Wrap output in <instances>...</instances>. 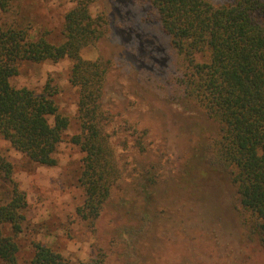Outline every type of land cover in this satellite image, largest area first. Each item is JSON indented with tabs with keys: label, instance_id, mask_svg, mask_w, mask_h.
Returning <instances> with one entry per match:
<instances>
[{
	"label": "rangeland",
	"instance_id": "1",
	"mask_svg": "<svg viewBox=\"0 0 264 264\" xmlns=\"http://www.w3.org/2000/svg\"><path fill=\"white\" fill-rule=\"evenodd\" d=\"M212 1L218 5L226 0ZM70 7L69 0H10L8 11H0V23L26 29L31 37L44 34L59 44ZM90 12L105 17L106 33L80 55L110 62L103 104L113 116L107 131L122 177L91 231L75 214L83 199L77 182L83 155L69 143L79 133L77 89L68 82L71 63L20 64L12 86L41 92L50 84L70 124L55 167L28 161L0 137V157L12 165V178L26 196L25 222L16 240L19 263L28 264L36 242L71 264L99 255L102 264H264L259 242L243 224L245 214L229 176L207 167L200 157L203 139L214 129L200 113L164 100V81L172 73L175 54L147 19L143 1L97 0ZM140 136L144 152L135 143ZM152 166L157 175L149 207L152 221L139 230L138 214V223L127 233L129 215L144 211L140 198L151 192L146 173ZM119 188L128 192L125 205L117 203ZM6 193L3 187L0 197Z\"/></svg>",
	"mask_w": 264,
	"mask_h": 264
},
{
	"label": "trees",
	"instance_id": "2",
	"mask_svg": "<svg viewBox=\"0 0 264 264\" xmlns=\"http://www.w3.org/2000/svg\"><path fill=\"white\" fill-rule=\"evenodd\" d=\"M97 0H69L63 17V40L52 44L42 34L0 23V137L28 161L55 167V154L69 127L54 100L57 91L45 84L41 92L16 88L11 79L22 63H71L68 82L77 89L79 133L69 143L82 153L78 185L82 203L75 214L91 231L104 213L112 190L122 177L107 131L112 115L103 94L110 62L84 60L81 51L103 38L107 21L93 15ZM148 20L168 39L175 54L172 73L164 81L166 102L200 113L214 129L203 139L201 159L229 176L244 225L264 253V0H142ZM10 0H0L7 12ZM144 152L143 136L135 141ZM141 151V152H142ZM147 171L151 192L140 200L144 211L132 212V227L152 221L157 175ZM12 165L0 157V264H20L17 237L25 222L26 196L12 178ZM148 189V188H147ZM155 190V191H154ZM118 204L128 192L119 188ZM132 197V196H131ZM136 242V241H135ZM28 264H71L61 254L33 242ZM101 255L74 264H102Z\"/></svg>",
	"mask_w": 264,
	"mask_h": 264
}]
</instances>
